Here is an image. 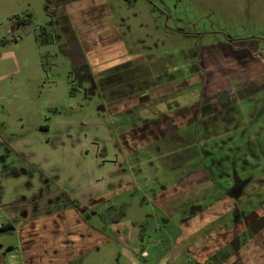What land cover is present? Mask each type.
Listing matches in <instances>:
<instances>
[{
	"label": "rangeland",
	"instance_id": "rangeland-1",
	"mask_svg": "<svg viewBox=\"0 0 264 264\" xmlns=\"http://www.w3.org/2000/svg\"><path fill=\"white\" fill-rule=\"evenodd\" d=\"M159 1L149 3L147 0H134L130 4L126 0H111L112 20L107 24L109 34L111 36L119 32L129 56L166 53L171 56L192 54V57H196L204 49L214 50L215 56L216 52L226 55V50L232 49L247 50L252 53L253 59L247 64L240 63L241 66L233 59L218 64H194L181 71V76L171 74L175 79L170 73L164 79L148 77L144 73V78L133 80L129 73L123 75L115 72L113 84L124 92L120 93L121 96L111 97V103L129 102L150 94L151 99L157 97V104L162 111L165 110L161 114H169L172 109L169 104L174 102L172 100L181 106L197 99L196 94L202 81L203 93L213 95L227 88L248 92L249 86H241L239 82L251 78L258 90L256 94L236 103L231 113L221 111L207 118L204 124L200 123L203 126L221 121L222 125L207 130L202 127L200 129L199 125L198 129L190 128L188 132H181L180 136L183 138L155 141L153 138L147 139V134L153 136L155 128L153 129L152 119L156 114L145 106L125 108L123 114L116 112L117 116L124 117L115 119L111 124L108 113L100 110L105 107L101 94L87 93L85 88L90 90L91 85L88 82H84V86L80 85V81L75 78L72 60L61 53L57 43H44L42 40L46 39L39 37L41 28H46L51 20L49 0H0V132L13 138V141L20 140L24 147L22 140L43 141L42 150L38 149L40 146L37 147L39 154L46 152V142L47 148H51L48 152L55 154L57 160L54 163L49 156L48 161L52 168L60 170L66 169L69 164L86 160L93 153H98L101 158L115 153L117 157L114 159L122 163L124 154L128 153V139L129 149L135 150L134 155L129 158L130 168H134L135 173L140 172L141 176H135V183L142 190L155 189L157 193L161 187L169 185L172 182L171 176H174L166 174L170 169L175 174L205 168L218 173L219 182L215 184L224 188L228 197L224 199L226 205L230 198L239 202V208L243 200L249 201V205L257 203L258 212L249 221L253 222L256 216L258 220L264 212V0L249 2L250 11L244 7L243 1L234 4L239 7L237 10L229 8L228 5L235 0H225L219 11L216 9L218 0ZM163 4L165 6H161ZM18 19L25 20L27 25H23V28L15 26ZM221 42L225 46L223 49ZM213 46L216 48H212ZM117 59L120 60L121 57ZM131 69L133 68L128 67L127 70ZM164 73L166 71L162 70L158 77ZM206 79L210 81L206 82ZM170 88L177 92H163ZM9 93L20 95L13 101L4 100L3 96L6 95L7 98ZM135 102L133 101L137 104ZM229 118L235 122L228 123ZM110 124L112 130L117 131L115 135L120 152L114 149L112 151L110 142L103 139L101 128ZM143 124L150 126V132H137L143 128ZM194 136L198 138L193 139ZM139 137L147 140L142 141ZM6 142L9 143V139ZM8 145L14 149L13 145ZM136 145L141 146L136 148ZM6 149L8 146L0 143L2 223L7 214L14 211L5 210V205L14 203L23 196H30L29 184L34 187L35 192L40 189L38 173L28 170L33 178L28 176L24 172L28 169V162L19 154L12 155L7 166L4 164L8 160L5 159L8 155L5 154ZM47 157L48 155L45 156L46 159ZM93 157L95 155L85 161L86 166L98 169L91 161ZM112 165L108 167L112 168ZM123 179L124 183H133L131 177ZM242 192L245 194L243 199ZM145 193L150 195L148 191ZM145 193L144 190L139 192L133 188L112 201L113 205L128 206L125 221L136 225L145 223L143 228L138 225L134 228V237L129 244L112 239L111 233H107L109 242L91 249V252L83 256L81 253L77 256L75 252L68 250L48 256L47 254H52L48 249L66 244L62 240H46L42 233L46 222L42 219L29 222L20 220L17 224L18 232H0V254L6 255L8 264H21L23 257L32 264H157L161 259H167L164 264H198L201 254L197 255V251L204 245V235L198 234L192 240L180 241L183 226L175 222L165 225L164 219L173 215L163 213L158 206L148 202ZM17 209L20 211V207ZM100 211L101 208L94 209L85 218L89 224L105 229L97 216ZM237 211L239 210L235 214H238ZM15 214L20 217V213ZM233 218L226 219L224 225L226 228L234 227L237 234L239 227H236V220L232 221ZM195 224L197 222L191 225ZM257 238L256 249L264 250V228L259 231ZM28 241L34 242L32 246L35 248L30 251L24 249L29 248L26 246ZM94 245L95 242L90 246ZM172 247L182 249V256L172 259L168 254ZM143 252L147 253L146 257H142ZM196 256L199 257L198 261ZM237 260L236 258L226 264H234ZM261 262L264 259L258 260V264Z\"/></svg>",
	"mask_w": 264,
	"mask_h": 264
},
{
	"label": "crops",
	"instance_id": "crops-1",
	"mask_svg": "<svg viewBox=\"0 0 264 264\" xmlns=\"http://www.w3.org/2000/svg\"><path fill=\"white\" fill-rule=\"evenodd\" d=\"M54 1L55 0H49L50 4L48 6V11L51 13L64 10L66 16L78 14L77 17L79 19V16L82 17L87 14L86 10L90 6L96 9L101 4V7L99 8L104 10L103 14L109 15L108 17L111 15V0H63L64 3H62L61 6H55ZM91 1L93 2L92 4L89 3ZM147 1L149 3L160 2L159 0ZM241 1H243L242 3L247 11H250L249 8L251 5L248 4L249 2L263 0H235L234 3L228 6L232 10H237L239 7L234 6V4H239ZM224 2L225 0H218V3L216 4V9L218 11L222 10L221 7ZM161 6H165V4ZM161 11L164 12L163 10ZM218 15L221 16L220 13ZM108 17L106 16L105 18ZM51 29L57 33L59 32L58 27L55 24L51 25ZM189 35L192 34L189 33ZM220 46L221 49L225 47L222 42L220 43ZM212 48H216V46H213ZM251 55L252 53L247 50L234 51L232 49H227L226 55L224 53L221 55L216 52L215 56L214 50L211 51L208 49L201 50L196 57H192V54H188L187 56H171L166 53H164V55L149 53L146 56L140 54L137 55L139 57L136 60H131L125 63L124 68L119 70L118 73H123V75L124 73H129L133 76V80L135 78H144V73L148 74V77L156 76V78L163 79L169 77L170 73V76L175 79V76L171 74L181 76V71L185 70L187 66L190 68L194 64H218L219 62L223 63L230 59L235 60V62L237 61L247 64L246 62L253 59ZM137 56H127V58L131 59ZM128 67H132L133 69H131V71L127 70ZM162 70L166 71V73L158 77ZM114 81L115 79H113V82ZM172 83L173 82H171V84ZM99 85L102 89L103 100L108 106L110 104L112 105V100H110L111 97L114 95L121 96L120 93L124 92L115 84L108 87L100 82ZM19 95L16 93H9L7 98L6 95H4L3 99L13 101V99H18ZM124 95L126 96V93ZM117 112L123 114L122 112L125 111H120L118 109ZM114 114H116V112H114ZM117 115L118 114H108L111 119V124L116 121L115 119L124 117V115L121 117ZM111 124L102 126L103 128H101V132L103 134V139L110 142L112 151L114 149L115 151L118 150L120 152L119 142L115 135L117 134V131L112 130ZM45 127L46 129H49L48 126ZM8 139L9 143L14 146V149L13 147H9V143L6 142ZM22 141L24 142L25 147L24 145H21L22 142L20 140L17 139L16 141H13V138H9L0 132V143L8 146L5 153L8 154L5 158H8V160H6L4 164L7 166L8 162L11 161L10 157L14 154H19L21 158L28 162V169L24 172L31 178H33V175H29L28 170L38 173L40 189L38 192H35V189H33L34 187L29 184V192H31L30 196H23L18 201L5 205V210L11 209L12 211V209H14V211L7 214L5 222L13 223L16 228L20 220L29 222L42 219V221L46 222L44 232L42 231L46 240H62L66 244H63L61 247L56 246V249H52V247L48 249L49 252L52 253L47 254L48 256H54L61 250H70L75 252L77 256H79V253L83 256L91 249H95L106 241L109 242L110 238L107 233H111L112 239L120 240L129 244L130 239L134 237V228H137V225L140 228H143L145 223L140 222L136 225L125 221L124 217L126 216L128 206L126 204H122L121 206L113 205L112 201L122 194L130 192L133 188L139 192L144 190L145 193V191H148L150 195L145 193V198L148 202L158 206L163 213H170L173 215V217H169V219H164L165 225L175 222V224L183 226L182 237H179L181 241L192 240L193 236L201 234L205 229H209L214 225H224L226 219L232 217H234L232 221L236 220L235 223L243 222L241 220L242 217H247L249 219L251 216L253 217L256 215L258 211L256 206L257 203L249 205V201L243 200L240 202V206H242L239 208V202L234 201V198V200L230 198L228 200L229 204L226 205V200L224 199H228V197H226L227 194L225 195L224 193V188L215 184L219 182V175L217 172L215 173L203 169H191L187 172H174L175 174H173V169H170L166 174L174 175L171 176L172 182L169 185L161 187L156 193L155 189L150 190L144 188L142 190L141 186L136 185L135 176L138 177L141 176V174L139 171L135 173L134 168H130L129 163V158L134 155V150H131V153L128 152L124 154L125 156L122 163L114 159L117 157V154L115 153L110 157L106 156L102 158L100 155L98 156V153H93L95 157H93L91 161L94 162L95 167H99L98 169H91L90 166H86L85 161H88L91 159L90 156H93L90 155L87 156L88 158L86 160L69 164L66 169L64 168L60 170L57 168L54 169L50 165L48 161L49 156L54 160V163H56L57 160L54 157L55 154L52 155L48 152L51 148H47L46 142L44 145L46 152H41L39 154L37 147L40 146L38 149L42 150L43 141ZM105 142L108 143L107 141ZM47 155L48 157L46 159L45 156ZM44 158L46 161H44ZM112 163H115V165H112ZM110 165H112V168L108 167ZM129 177H131L133 183H124L123 178L128 179ZM242 193L243 195L241 198L243 199L245 194L244 192ZM2 198L3 197H0V200ZM0 203H2V200ZM17 207H20V211ZM251 207L253 209H251ZM98 208L102 209L97 216L103 226L102 228L105 229H101L92 223L89 224L85 218L87 213ZM246 208L249 209L246 210ZM240 209L246 211H240ZM236 210H239L237 211L238 214H235ZM15 213H20V217H17ZM165 217L168 216L165 214ZM193 222H197L198 227L197 224L191 225ZM242 231L243 232L240 236V252L246 257L238 259L234 264H258L259 259H264V250L256 249L258 233L256 230L253 232L249 227H245ZM224 232L225 230L221 229L219 233ZM211 234L212 236H207L203 239V247H208L209 243L212 242L214 236L213 233ZM207 235L210 234L208 233ZM71 236L73 237L71 238ZM68 241L72 242L70 243V246H68ZM93 242H95V245L92 247L90 245ZM136 244L137 246L139 245L138 243ZM86 245L89 246L87 247ZM249 247H251V249H249ZM33 248L35 247L32 246L30 250ZM168 254L170 257L172 256V259H176L178 256H182L183 251L178 247H172ZM142 255V257H146L147 253L143 252ZM234 259L236 258H233V261ZM166 261L167 259H161L158 263L164 264ZM260 264H264V262H261Z\"/></svg>",
	"mask_w": 264,
	"mask_h": 264
},
{
	"label": "flooded vegetation",
	"instance_id": "flooded-vegetation-1",
	"mask_svg": "<svg viewBox=\"0 0 264 264\" xmlns=\"http://www.w3.org/2000/svg\"><path fill=\"white\" fill-rule=\"evenodd\" d=\"M126 1L128 2V0ZM62 3H64L63 0L54 1L55 6H61ZM89 3L92 4L93 2L91 1ZM99 7H101V4L96 9L90 6L86 10L87 14L85 16L81 15L82 17L79 16V19L77 17L78 14H71L66 16L64 10H61L59 12H52L50 14V22L46 24V28H41L39 37H41L42 39L51 40L50 43H57V45L59 46V50H61V53L65 54L70 60H72L75 78L80 81V85L84 86V82H88L91 85V89L89 90L85 88V91L87 93H90L91 95L99 93L101 94L103 100L102 89L99 83L102 82V84L110 87V85L113 84V74L123 69L124 64L131 61L132 58H127V56H129L127 55L128 51L126 50L125 44L121 40L119 32L114 35L111 34L110 36V28L107 24L112 20L111 15L110 17H108L109 15L103 14L104 10H101ZM106 16L108 18H105ZM29 20L31 23L33 22L32 17H30ZM24 21L25 20L18 19L14 25L23 28V25H27ZM52 24L57 25L59 31L58 33L51 29ZM42 42L46 43L45 40H42ZM119 57H121L120 60L117 59ZM208 81L210 80L206 79V82ZM239 83V85L241 86H249L251 90L249 89L248 92H246L245 90L243 91L242 89L238 88H236L235 91L227 88L218 91L216 94L206 95L205 93H203L204 89L201 88L203 85L202 81L200 83L201 86H199V91H197L196 94L197 99L191 100L188 102V104L181 106L175 104V100H172L174 102H171L169 104V106L172 107V109L169 111V114H161L165 110L162 111L159 107L160 105L157 104V97L154 96V98L151 99L150 94H146L145 96H141L138 99L131 100L129 102H115L116 104L112 103V105L110 104L109 106L103 100L105 107L104 109L100 110L111 115L114 114V112H117L118 109L120 111H124L125 108L135 109L137 108V106H145L149 111L153 110L156 114L155 118L152 119L153 129L155 128V131L153 130V136L147 134V139L153 138L155 141H164L167 139L172 140L177 137L179 139L183 138L182 136H180L181 132H188L190 128L198 129L197 126H199L200 123L204 124L207 118L213 117L216 114H219L221 111L227 110L231 113V109L236 103L242 100H246L247 98L252 97L258 92L257 87L254 86L255 82L254 80H251V78L249 80L240 81ZM163 92L173 94L177 91H173V89L170 88L164 90ZM133 101H136L135 103L137 104H134ZM227 121L230 124L235 122L231 118H229ZM222 123L223 122L221 121H215L211 125H200L199 127L200 129L202 127L207 130L213 128L214 126L222 125ZM143 125L145 127L143 126V128H140L137 132H150V130L148 129V127L150 126H146V124ZM139 138L142 141L147 140L144 137ZM195 138L198 137L194 136L193 139ZM128 141L129 140L127 139V152H130V144L128 143ZM134 143L135 142L132 143V146H134ZM137 146L141 145H136V148ZM203 170L207 169L204 168ZM256 218L257 216L253 219V222H251L249 221V219L251 218L248 219L247 217H242L241 220L243 222L236 223V227H239V231L237 234L234 231V227L226 228V226L223 224L214 225L209 229H205L201 233V235H204L203 238L212 236L211 233H213L214 238L212 239V242L209 243L208 247H201V249L197 251L198 253L194 252L197 253V255L199 253L201 254V261L197 263L226 264L227 262H230L231 260H233V258H237L238 256L239 257L237 259L246 257L243 256L240 252V236L243 232L242 230L245 229V227H249L253 230V232L257 229V233H259V231L264 228V212L258 220H256ZM221 229L225 230V232L219 233ZM17 230L18 229L13 223L11 224L10 222H0V232L2 233L15 232ZM208 233L210 235H207ZM183 241L187 240H182V242ZM68 243V246H70V243L72 242L68 241ZM32 245H34V242L28 241L26 243V246H28L29 248L24 249L30 251ZM1 248L2 246L0 245V249ZM13 257L15 256H12V258ZM195 258L197 261L199 260L198 256H196ZM21 261V264H31L26 261L25 257H23ZM0 264H8L5 254H0Z\"/></svg>",
	"mask_w": 264,
	"mask_h": 264
},
{
	"label": "trees",
	"instance_id": "trees-1",
	"mask_svg": "<svg viewBox=\"0 0 264 264\" xmlns=\"http://www.w3.org/2000/svg\"><path fill=\"white\" fill-rule=\"evenodd\" d=\"M128 2H129L130 4H132V2H134V0H128ZM50 41H51V40H45L46 43H50Z\"/></svg>",
	"mask_w": 264,
	"mask_h": 264
}]
</instances>
